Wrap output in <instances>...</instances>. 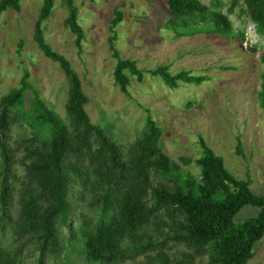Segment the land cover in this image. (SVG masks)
I'll return each mask as SVG.
<instances>
[{
    "label": "trees",
    "instance_id": "1",
    "mask_svg": "<svg viewBox=\"0 0 264 264\" xmlns=\"http://www.w3.org/2000/svg\"><path fill=\"white\" fill-rule=\"evenodd\" d=\"M24 0H0V18L8 11L22 10ZM67 10L65 27L76 36L75 46L82 54L86 33L79 21L75 0H60ZM95 1V0H93ZM57 0H43L35 24L34 41L42 53L57 63L68 81L66 104L68 122L51 110L40 92L29 82L25 72L20 86L0 99V264H21L24 247L34 241L39 252L38 264H48L65 245L79 250L90 264H121L131 254L150 248L146 229L166 211L173 221L172 239L185 245L207 262L199 264H248L255 245L264 237V195L251 189V180H240L227 169L224 159L200 140L202 154L195 164L199 177L183 170L192 160L181 158V164L167 156L160 143L162 130L149 114L143 134L124 151L109 137L102 125L94 124L87 112L89 97L82 79L70 60L56 52L46 37L45 25L52 17ZM170 18L164 27L177 37L196 34L229 37L234 26L231 15L241 8L264 36V0H167ZM227 8V12L225 9ZM123 13L115 11L109 38L117 60L114 82L129 94L132 79L143 81L145 74L160 78L170 89L182 85L201 86L210 81L206 75L182 71L173 74L168 65L150 71L138 62L124 59L115 48L116 27ZM245 39V33H240ZM25 42L22 41V49ZM0 70V81H1ZM258 93L264 111V73ZM29 91L33 98H26ZM26 124L31 138L25 150L30 158V179L21 192L20 214L14 219L15 170L20 149L11 143L15 125ZM167 176L154 184L152 173ZM94 202H88L89 198ZM153 204L150 205V201ZM98 208L91 224L86 210ZM247 207L259 210L256 217L242 223L236 217ZM79 208L85 211L79 213ZM76 222H80L77 225ZM14 226V241L4 242L8 228ZM3 237V239H2ZM196 256L186 254L184 261L173 264H195ZM164 264H171L164 257Z\"/></svg>",
    "mask_w": 264,
    "mask_h": 264
},
{
    "label": "rangeland",
    "instance_id": "2",
    "mask_svg": "<svg viewBox=\"0 0 264 264\" xmlns=\"http://www.w3.org/2000/svg\"><path fill=\"white\" fill-rule=\"evenodd\" d=\"M208 4V0H201ZM79 21L86 33L82 54L75 46L76 36L65 27L68 15L57 0L52 17L45 25L52 48L67 57L82 79L83 89L90 99L87 112L94 124L102 125L110 138L125 151L144 132L150 114L162 130L160 147L172 161L192 160L183 170L200 175L195 161L202 154L200 140L204 139L218 156L223 157L229 172L240 180H251V189L264 195V111L258 102L264 73V36L256 33L252 20L241 8L231 15L234 31L229 37L196 34L177 37L164 25L170 18L167 0H75ZM43 0H24L22 10L5 12L0 18V99L18 88L25 72L29 82L40 92L47 106L65 122L67 117L68 81L57 63L48 59L34 41L35 24ZM123 13L116 27L115 48L124 59L138 62L143 71L168 65L173 74L182 71L206 75L210 81L201 86L182 85L170 89L160 78L146 73L144 80L132 79L129 94H124L114 82L117 60L113 57L109 38L115 11ZM227 12V8L225 9ZM245 33V39L241 36ZM25 44L20 48L21 42ZM33 98L29 91L26 109ZM11 143L20 149L15 164V203L12 214H20L21 192L30 179L34 158L25 150L31 129L15 125L10 132ZM1 171V162H0ZM154 184L167 176L152 173ZM1 180V178H0ZM88 202H94L89 198ZM153 201H150V205ZM79 208V213L84 212ZM98 208L86 210L92 224ZM259 210L245 208L236 222L256 217ZM74 222L79 225L80 222ZM173 221L162 211L146 229L151 246L131 254L121 264H171L185 255L196 256L195 264L207 262L185 245L175 242ZM14 226L8 228L4 242L14 241ZM62 252L48 259V264H90L79 250L68 246L65 230ZM39 252L34 241L23 249L21 264H38ZM248 264H264V237L255 245L254 256Z\"/></svg>",
    "mask_w": 264,
    "mask_h": 264
}]
</instances>
